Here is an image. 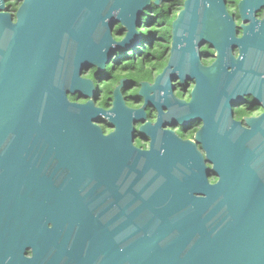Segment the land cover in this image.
Wrapping results in <instances>:
<instances>
[{"label":"water","instance_id":"1","mask_svg":"<svg viewBox=\"0 0 264 264\" xmlns=\"http://www.w3.org/2000/svg\"><path fill=\"white\" fill-rule=\"evenodd\" d=\"M151 2L22 0L18 14L41 17L0 48L1 264H264V110L246 128L231 118L247 95L264 109V0L233 12L227 0L183 1L153 85L193 81L168 115L202 126L194 140L145 134L141 150L132 122L144 106L127 107L119 88L109 109L95 105L82 73L110 58L113 24L126 30L116 47L133 46Z\"/></svg>","mask_w":264,"mask_h":264},{"label":"flooded vegetation","instance_id":"2","mask_svg":"<svg viewBox=\"0 0 264 264\" xmlns=\"http://www.w3.org/2000/svg\"><path fill=\"white\" fill-rule=\"evenodd\" d=\"M21 3L22 0H3V4L0 5V48H3V43L5 41H10L11 37L15 35L16 32H20V29L29 27L31 19L35 25L40 21L41 15L38 13L26 14L21 12L18 14L19 11L23 9L21 8ZM235 10L236 5L234 8H231L230 11L233 12ZM256 15L258 18H262L264 16V5ZM237 16L238 15L236 14V18ZM16 24L18 25L16 26ZM145 24L150 25V27H146ZM237 24H240L239 20H237ZM160 26L161 25L157 23L156 20L142 21L140 19V23L136 27L139 32V37L132 42L133 46L129 48V46L116 47L117 42H120L123 39L126 30L124 29L122 32V36H116V34H121L123 27L120 23L113 24L111 33L115 42L112 43V46L115 48L112 51L110 58L104 64L103 68L99 69L96 66H91L88 69H85L82 73V77L88 78L93 82L94 92L92 99L95 100V105L104 109H109L113 103L114 90L119 88L123 101L127 107L138 110L144 106L142 111L144 113V117L141 119L135 118L132 122V144L141 150H146L149 147L150 137L146 138L145 134L158 136V134L161 135L163 131H170L181 140H194L195 133L202 126V121L199 119L183 124L177 122L168 115L170 110H174L177 107L175 106L176 99L184 101L190 100V90L193 86V81L181 84L178 80H172L171 88L169 83L165 84V80L160 81L157 86L153 85L157 75L162 72L170 56L171 29L170 35L168 30L166 37H160L156 31L159 30ZM237 30H239V34H241L240 27L237 26ZM154 31H156L155 34H153ZM146 45H149V48H152L154 45H158L161 49V56L154 61L150 69L142 71L141 74L133 75L131 80L121 79L122 76L115 77L113 75L116 69V64L119 60L126 57L130 52L135 53L140 51L141 48ZM202 48L212 50V53H209L208 58L207 56L202 55V62L203 59L210 60L209 63H204L208 65L214 59V50L210 48L208 44L203 45L200 48V51ZM143 86L146 87L144 88V92L147 93L152 101L146 102L145 96L140 93L141 87ZM68 97L70 100L80 103L85 102L88 99L78 96L77 93L73 95L69 94ZM245 100L246 102L241 103V105L236 104L232 106L231 118L234 121H239L240 126L246 128L249 127L247 119L258 117L264 109L262 106L256 104L251 96H245ZM153 102H158L161 105L162 116L159 122V108ZM140 115V112L135 113V117ZM98 124L102 126L104 134L109 133L114 128L103 117L99 118ZM197 147L199 148L200 145L198 144ZM205 164L211 167V164L206 159ZM212 181H215V179ZM51 226L52 223H47L48 228ZM20 249H22L21 254L25 258H29L33 255V248L31 242L28 240H24L21 243ZM52 251L53 249H51L50 253H52ZM5 262H9V257L5 259Z\"/></svg>","mask_w":264,"mask_h":264},{"label":"trees","instance_id":"3","mask_svg":"<svg viewBox=\"0 0 264 264\" xmlns=\"http://www.w3.org/2000/svg\"><path fill=\"white\" fill-rule=\"evenodd\" d=\"M184 0H162L160 4L156 5L154 4L153 0L150 4V6L144 11V13L141 16L142 21L147 20H156L157 23H159L161 26L159 30H156L160 37H166L169 30L170 35V29H171V23L173 19L176 17L177 12L182 8ZM238 0H228V8L231 10V8H234L237 4ZM238 17V16H237ZM166 24V25H165ZM168 26V28H167ZM156 31L153 32V34L156 33ZM201 53L203 56H209V53H212V50L201 49ZM210 60L203 59V63H209ZM215 178H211V180H214Z\"/></svg>","mask_w":264,"mask_h":264},{"label":"rangeland","instance_id":"4","mask_svg":"<svg viewBox=\"0 0 264 264\" xmlns=\"http://www.w3.org/2000/svg\"><path fill=\"white\" fill-rule=\"evenodd\" d=\"M227 5L228 0H227ZM146 27H150V25L145 24ZM143 26V25H142ZM123 33L116 36H122ZM156 38V37H155ZM149 45H146L145 47H142L140 51L138 52H130L127 54L126 57H123L119 62L116 64V69L113 73L115 77L122 76L128 78V80H131L132 76L135 74H141L142 71H147L150 69L154 61L161 56L160 52L161 49L158 45H154L152 48L148 47ZM203 49V48H202ZM208 58V56H207ZM190 83V81H187ZM241 105V104H239Z\"/></svg>","mask_w":264,"mask_h":264}]
</instances>
